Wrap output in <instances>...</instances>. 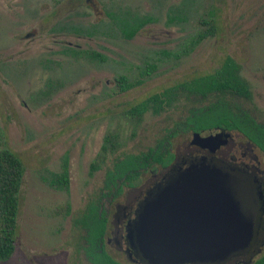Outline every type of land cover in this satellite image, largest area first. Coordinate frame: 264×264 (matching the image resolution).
Returning <instances> with one entry per match:
<instances>
[{
    "label": "rangeland",
    "instance_id": "1",
    "mask_svg": "<svg viewBox=\"0 0 264 264\" xmlns=\"http://www.w3.org/2000/svg\"><path fill=\"white\" fill-rule=\"evenodd\" d=\"M183 47L187 52L177 58L163 54ZM225 57L248 85L244 106L264 119V0H0V150L23 165L16 242L0 264H92L71 218L101 186L113 157L152 146L183 114L174 106L135 120L125 110L211 71ZM120 77L132 86L123 90ZM190 139L174 136L170 147L181 152ZM243 147L237 158L255 163L241 157ZM252 153L264 181L263 155L256 148ZM64 165L66 188L50 182ZM148 176L139 177L135 191ZM239 176L252 184L250 174ZM261 238L264 225L252 260L264 249ZM103 250L121 264H135L113 243L103 242Z\"/></svg>",
    "mask_w": 264,
    "mask_h": 264
},
{
    "label": "trees",
    "instance_id": "2",
    "mask_svg": "<svg viewBox=\"0 0 264 264\" xmlns=\"http://www.w3.org/2000/svg\"><path fill=\"white\" fill-rule=\"evenodd\" d=\"M121 32L129 36L131 30L121 22ZM186 48L177 51H163L164 55L179 57ZM125 90L133 83H127L124 77L118 79ZM137 82V81H136ZM250 92L247 83L237 72L236 64L225 57L220 64L209 72L181 80L168 87L151 93L133 105L125 113L135 120L150 111L159 113L167 108L180 106L183 114L174 118L164 127L162 134L152 146L136 153L127 152L113 157L106 166L101 186L87 197L84 205L71 218L74 227L81 231V247L92 264H121L112 259L102 246L106 219L104 211L99 210L98 201L106 193L118 194L123 186L132 185L140 172L159 164L166 165L171 160L170 139L181 134L222 130L242 136L245 141L258 149L264 161V119L257 118L243 102L248 100ZM110 138L104 137V142ZM102 151H106L104 145ZM112 148H109V151ZM96 165H91L94 168ZM23 165L20 159L8 149L0 150V262L12 254L17 236V216L19 211V189L22 182ZM52 184L67 187V169L52 174ZM262 239V238H261ZM260 239V240H261ZM260 248L252 246L246 255H238L228 261L254 256ZM248 264H264V249Z\"/></svg>",
    "mask_w": 264,
    "mask_h": 264
},
{
    "label": "water",
    "instance_id": "3",
    "mask_svg": "<svg viewBox=\"0 0 264 264\" xmlns=\"http://www.w3.org/2000/svg\"><path fill=\"white\" fill-rule=\"evenodd\" d=\"M203 134L192 133L190 141L201 146L212 143L208 147L213 151L230 133ZM172 171L127 229L128 244L147 264L223 262L248 254L261 231L264 202L258 209L250 205L241 180L223 161L203 156ZM254 190L262 200L264 189ZM259 243L263 245L264 239Z\"/></svg>",
    "mask_w": 264,
    "mask_h": 264
},
{
    "label": "flooded vegetation",
    "instance_id": "4",
    "mask_svg": "<svg viewBox=\"0 0 264 264\" xmlns=\"http://www.w3.org/2000/svg\"><path fill=\"white\" fill-rule=\"evenodd\" d=\"M204 135V132H199ZM192 135V133H188ZM231 135L221 143L214 147L213 151H210L209 148L213 147L212 143H205L203 146L198 143L191 142L190 140L184 142L183 151L176 152V149H172L170 147L169 151L172 155L171 160L164 166L159 164L155 165L153 168H148L139 173L135 182L139 179V177L148 172L149 176L143 180L139 188L135 191L134 184L123 186L122 190L118 194L106 193L101 199L98 201L99 210L102 209L104 211V216L106 219L104 233L102 235L104 243H113L116 250H119L124 253L127 257L128 261L135 264H147L145 260H143L136 249L131 247L128 244L126 239L127 229L130 228L131 223L135 219L136 215L140 212L142 206L154 197L156 189L160 184L168 181L170 179V175L174 171L172 168L177 166V168L182 169L186 167L189 162L194 159L205 157L206 159L213 158L220 161H223L229 168L233 169V175L237 176L239 180H241L240 184L244 189V195L246 201L252 205L255 209H258L260 203L264 202V191H263V199L259 200L254 188L258 187L259 189H264V181L260 180L256 175L260 174L262 171L258 169L259 161L256 158V155L252 153L254 150L253 146H250L248 143L245 147H243L242 143L235 144L231 141ZM210 146V147H208ZM242 148L241 157L248 156L247 159H254V162L243 161L236 156L237 148ZM245 150V151H244ZM250 174L251 182L247 183L241 179L240 174ZM125 192V193H124ZM119 197H123L122 204H120L117 200ZM113 209V211H112ZM111 212V213H110ZM110 213V217L109 214ZM260 228L263 229L264 225V210L260 215ZM112 234V237H106V233ZM109 255V254H108ZM110 256V255H109ZM228 261V260H227ZM120 263V262H119ZM227 263L223 262H212V263H183V264H223Z\"/></svg>",
    "mask_w": 264,
    "mask_h": 264
}]
</instances>
